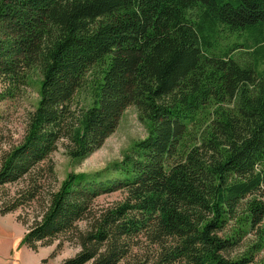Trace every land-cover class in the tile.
Listing matches in <instances>:
<instances>
[{
  "label": "trees",
  "instance_id": "trees-1",
  "mask_svg": "<svg viewBox=\"0 0 264 264\" xmlns=\"http://www.w3.org/2000/svg\"><path fill=\"white\" fill-rule=\"evenodd\" d=\"M219 31L243 35L251 62L235 60L234 45L216 50ZM263 48L264 0H0V82L38 75L23 136L0 152V189L26 181L0 216L54 180L42 166L58 141L70 159L87 157L129 105L146 126L119 161L66 174L20 244L35 251L64 237L78 250L58 264H120L141 239L135 264H251L264 247ZM93 68L89 104L74 112ZM115 191L119 202L94 208ZM246 231L257 241L229 257Z\"/></svg>",
  "mask_w": 264,
  "mask_h": 264
},
{
  "label": "rangeland",
  "instance_id": "rangeland-1",
  "mask_svg": "<svg viewBox=\"0 0 264 264\" xmlns=\"http://www.w3.org/2000/svg\"><path fill=\"white\" fill-rule=\"evenodd\" d=\"M244 42L243 35L236 33H228L227 31H219L214 39V47L216 50H224L235 46L232 52V57L239 63L251 62L252 56L249 52H245L242 46ZM242 44V45H241ZM238 46V47H237ZM259 57L255 61L257 66L256 73L264 69V48L261 49ZM98 68L91 69L85 77L82 87L77 90L70 102V108L74 112H78L82 107L89 104L90 87L92 81L98 73ZM29 80L25 83L7 84V82H0V152L8 150L10 147L16 145L22 138L26 124L27 115L33 110L37 101V84L38 75L36 71H28ZM146 135V126L139 120L137 110L134 106L129 105L125 107L117 120L116 126L111 134H109L101 146L93 151L87 157L81 160L70 159L64 149V141L60 140L56 143L54 151H52L47 160L44 162L52 166L54 180L46 179L43 184L42 192L32 202L16 209L11 213H7L0 217V246H5L12 241L14 249L20 248V239L25 233L26 229L36 219L46 202V195L50 190L58 187V184L68 173H91L99 171L112 162L119 161L121 155L133 144L135 141L141 140ZM188 143V142H186ZM1 154V153H0ZM25 180H20L14 184L5 185L0 189V202L12 198L19 189L25 185ZM124 194L119 191L102 194L95 198L94 208L99 209L116 202L123 198ZM234 222H230L227 231H231ZM77 226L82 229L83 222L77 223ZM253 231H246L241 235L240 242L230 252L229 257H235L243 254L251 245L257 241V236ZM18 235V239H16ZM64 237L60 236L47 246H37V248L51 251L53 250L57 241L62 240V245L59 251L54 256L47 258L62 261L65 258L71 257L78 248L69 242H66ZM147 244L145 240H140V246L132 250L131 256L125 262L120 264H135L143 258L146 252ZM36 248V249H37ZM49 253V254H50ZM251 264H261L264 262L263 248L255 251Z\"/></svg>",
  "mask_w": 264,
  "mask_h": 264
},
{
  "label": "crops",
  "instance_id": "crops-1",
  "mask_svg": "<svg viewBox=\"0 0 264 264\" xmlns=\"http://www.w3.org/2000/svg\"><path fill=\"white\" fill-rule=\"evenodd\" d=\"M2 218V217H0ZM18 235L16 239H18ZM12 241L8 245L0 246V264H58L59 261L49 259V250L37 248L31 251L24 246L14 249Z\"/></svg>",
  "mask_w": 264,
  "mask_h": 264
}]
</instances>
